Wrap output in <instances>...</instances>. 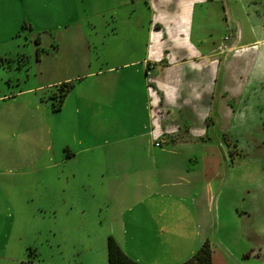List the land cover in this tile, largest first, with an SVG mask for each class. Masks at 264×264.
I'll list each match as a JSON object with an SVG mask.
<instances>
[{
	"label": "rangeland",
	"instance_id": "1",
	"mask_svg": "<svg viewBox=\"0 0 264 264\" xmlns=\"http://www.w3.org/2000/svg\"><path fill=\"white\" fill-rule=\"evenodd\" d=\"M126 1L0 0V264H108L107 239L135 201L196 214L212 264H264V0L196 6L192 41L214 67L183 65L188 95L171 117L186 105L207 121L161 146L148 139L143 67L127 63L151 16ZM70 80L53 111L54 85ZM173 153L195 154L193 178Z\"/></svg>",
	"mask_w": 264,
	"mask_h": 264
},
{
	"label": "crops",
	"instance_id": "2",
	"mask_svg": "<svg viewBox=\"0 0 264 264\" xmlns=\"http://www.w3.org/2000/svg\"><path fill=\"white\" fill-rule=\"evenodd\" d=\"M135 1L127 0L126 3H135ZM206 1L208 0H144L145 9L151 16V20L149 19L146 24L145 43L142 46L135 40L126 42L133 48L136 55L127 63H140L144 70V76L147 77L146 91L150 99L149 102L154 101L156 106L154 112H150L152 120L150 121L151 129L148 130V139L157 140L155 142L159 143V146L163 142L174 144L177 141L187 142L194 136L193 132L200 134L204 132L203 124H199L198 120L207 121L205 109L202 108L198 113L195 109L193 114L190 107L183 105L184 109L178 108L180 113L177 121L171 117L173 112L171 108L175 106H172L170 102L173 103L177 99L181 88L183 89L181 95L184 99L187 98L186 84L190 81V76L188 81L185 77L188 72L185 71L183 65H189L190 71H192L202 67V64H206L210 58L209 62L214 67L215 60L212 55L209 56L207 52H199L192 41L194 10L197 5ZM133 9V7L130 8L127 13V18L131 23L135 21L132 18ZM143 25H140V21L132 23L130 31L136 32L140 28L143 29ZM52 48L57 47L52 45ZM211 51L212 49H210ZM89 63H91L90 60ZM136 74H141L139 68L135 69L134 75ZM64 82H71L74 85L71 80L63 81L55 84V89ZM66 95L63 97V101ZM168 117L170 122L167 121ZM179 132H181L180 135ZM140 148L144 149L142 145ZM173 154L178 156L171 157L177 160L178 170L183 172L187 178H193L191 176L194 172L190 167L189 160L193 157L197 158L195 154L186 153L184 156L179 153L178 155ZM170 206L172 205H165L157 213H151L147 206H144L143 201H135L120 212V218L116 220L119 227L118 233H114L112 230L111 234L114 235V239L121 249L139 262L147 264L182 263L199 249L207 238V231L198 229L197 215L192 217L190 214H185L184 207L182 210L180 209V213L183 214L167 215L166 212L169 210L167 207Z\"/></svg>",
	"mask_w": 264,
	"mask_h": 264
},
{
	"label": "trees",
	"instance_id": "3",
	"mask_svg": "<svg viewBox=\"0 0 264 264\" xmlns=\"http://www.w3.org/2000/svg\"><path fill=\"white\" fill-rule=\"evenodd\" d=\"M72 86L73 84L71 82H64L53 91L52 98L55 99V102H53V110L57 111L60 109L63 97ZM107 257L108 264H143L127 255L111 235L107 239ZM31 263L32 260L28 259L22 260L20 264ZM179 264H212L209 241L205 240L192 257Z\"/></svg>",
	"mask_w": 264,
	"mask_h": 264
}]
</instances>
